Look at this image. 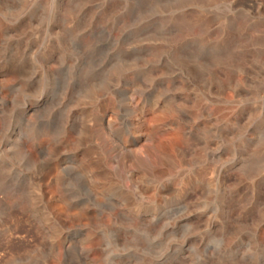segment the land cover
<instances>
[{"label":"rangeland","instance_id":"obj_1","mask_svg":"<svg viewBox=\"0 0 264 264\" xmlns=\"http://www.w3.org/2000/svg\"><path fill=\"white\" fill-rule=\"evenodd\" d=\"M0 264H264V0H0Z\"/></svg>","mask_w":264,"mask_h":264}]
</instances>
